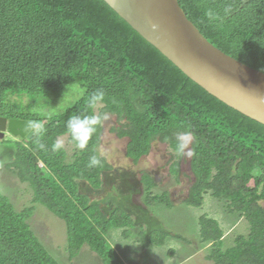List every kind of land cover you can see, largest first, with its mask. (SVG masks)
Returning a JSON list of instances; mask_svg holds the SVG:
<instances>
[{
  "label": "trees",
  "instance_id": "1",
  "mask_svg": "<svg viewBox=\"0 0 264 264\" xmlns=\"http://www.w3.org/2000/svg\"><path fill=\"white\" fill-rule=\"evenodd\" d=\"M179 3L211 45L264 74V0ZM208 9L218 19L210 22ZM73 87L82 91L73 106L59 116L41 113ZM97 91L104 98L93 105ZM24 97L30 100L27 106L13 100ZM99 105V116L116 118L111 134L128 141L126 157L135 165L151 154L155 142L174 151V133L191 131L195 181L186 207L202 208L210 194L250 228L247 237H237L234 247L224 250L219 223L202 217L201 244L212 248L207 262L264 264V126L193 83L102 0H0V118L39 125L33 139L12 144L14 162L7 168L28 185L33 206H43L65 223L70 262L88 247L102 264H125L108 237L118 230L128 240L135 221L119 208L106 214L102 202L80 192V183L102 190L105 176L114 170L99 151L104 121L86 147L75 150L71 162L64 148L52 151L57 138L69 137L75 145L68 121L97 115ZM93 156L98 165H90ZM179 169V162L172 166L175 177ZM141 182L148 208L174 209L168 193L153 194L157 185L150 176ZM34 211L17 212L0 194V264H59L28 224ZM169 236L158 231L138 235L144 250L163 248Z\"/></svg>",
  "mask_w": 264,
  "mask_h": 264
},
{
  "label": "rangeland",
  "instance_id": "2",
  "mask_svg": "<svg viewBox=\"0 0 264 264\" xmlns=\"http://www.w3.org/2000/svg\"><path fill=\"white\" fill-rule=\"evenodd\" d=\"M81 97L82 91L73 87L64 93L52 109L40 112L45 117L59 116ZM13 100L25 106L30 103L26 97L21 100L13 98ZM102 108V105L98 106L97 116ZM108 116L109 118L103 122L102 145L99 151L114 170L105 176L102 190L95 191L85 183H80V192L87 195L93 202H102L106 214L119 208L135 221L136 228L128 240L122 236V231L118 230L112 231L108 237V241L125 264H211L206 260L212 250L211 245L201 244L200 239L199 221L202 217L219 223L225 235L224 250L234 247L237 237L249 235L248 223L239 216L229 214L227 204L214 199L210 194L205 196L202 208L186 207L185 201L195 181L190 167L192 156L178 159L175 151L168 145L155 142L151 154L135 165L126 157L128 141L119 140L111 134L117 121L116 118ZM61 139L63 148L68 154V162H71L78 148L73 145L69 137ZM20 142V139L10 135L0 140V194L12 202L17 212L35 208L28 224L59 264H102L99 257L88 247L82 250L79 258L70 262L65 223L43 206H33V195L28 185L22 184L16 174L7 168L14 162L15 148L12 144ZM192 143L193 140L188 150L192 151ZM177 162L180 163V169L178 177H175L171 169ZM144 175L150 176L157 185L153 190L154 195L169 194L174 204L173 210L160 205L153 208L146 206V191L141 184ZM141 231L166 232L170 236L163 248L144 250L138 237ZM174 236H179L189 243L177 240Z\"/></svg>",
  "mask_w": 264,
  "mask_h": 264
},
{
  "label": "water",
  "instance_id": "3",
  "mask_svg": "<svg viewBox=\"0 0 264 264\" xmlns=\"http://www.w3.org/2000/svg\"><path fill=\"white\" fill-rule=\"evenodd\" d=\"M102 1L193 83L264 126V74L211 45L188 20L179 0ZM154 24L158 26L155 30ZM35 125L0 118V140L6 135L31 140ZM30 126L32 130L26 131Z\"/></svg>",
  "mask_w": 264,
  "mask_h": 264
},
{
  "label": "clouds",
  "instance_id": "4",
  "mask_svg": "<svg viewBox=\"0 0 264 264\" xmlns=\"http://www.w3.org/2000/svg\"><path fill=\"white\" fill-rule=\"evenodd\" d=\"M230 11L229 9H225V13ZM208 20L210 22L215 21L218 19L217 13L214 12L212 9H208L205 12ZM158 26L152 25V29L155 30ZM104 98V93L102 91H97L92 95L91 103L93 105L98 104ZM109 118L107 113H104L100 116L97 115H85L83 117L76 116L73 119L68 121L67 131L71 135L72 140L75 142L77 148L83 149L86 147L87 142L89 141L90 137L96 130V126L102 124L103 121ZM36 129H39V125H35ZM32 127L30 126L29 129L26 131H31ZM175 138V146L174 151L177 156L179 157H191L193 152L189 149V145L193 139V133L188 130H177L174 133ZM167 140V138H166ZM41 147H44L41 145ZM63 148V141L60 138H57L56 141L52 144V151L56 152ZM100 161L95 157H91L90 165L95 166L98 165Z\"/></svg>",
  "mask_w": 264,
  "mask_h": 264
}]
</instances>
